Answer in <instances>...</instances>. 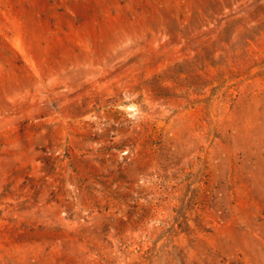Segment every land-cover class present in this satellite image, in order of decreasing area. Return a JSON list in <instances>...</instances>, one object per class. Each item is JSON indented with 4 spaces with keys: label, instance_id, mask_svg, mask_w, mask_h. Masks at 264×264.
<instances>
[{
    "label": "rangeland",
    "instance_id": "obj_1",
    "mask_svg": "<svg viewBox=\"0 0 264 264\" xmlns=\"http://www.w3.org/2000/svg\"><path fill=\"white\" fill-rule=\"evenodd\" d=\"M0 264H264V0H0Z\"/></svg>",
    "mask_w": 264,
    "mask_h": 264
}]
</instances>
